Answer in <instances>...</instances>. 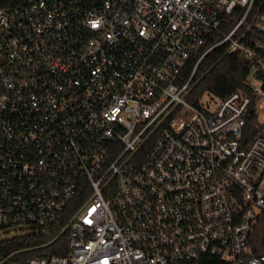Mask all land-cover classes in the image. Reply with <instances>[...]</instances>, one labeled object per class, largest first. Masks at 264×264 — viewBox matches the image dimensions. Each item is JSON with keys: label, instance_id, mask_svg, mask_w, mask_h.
<instances>
[{"label": "built area", "instance_id": "1", "mask_svg": "<svg viewBox=\"0 0 264 264\" xmlns=\"http://www.w3.org/2000/svg\"><path fill=\"white\" fill-rule=\"evenodd\" d=\"M221 44L245 87L193 103ZM261 222L264 0L0 8V239L68 249L7 264H264Z\"/></svg>", "mask_w": 264, "mask_h": 264}, {"label": "trees", "instance_id": "2", "mask_svg": "<svg viewBox=\"0 0 264 264\" xmlns=\"http://www.w3.org/2000/svg\"><path fill=\"white\" fill-rule=\"evenodd\" d=\"M17 0H0V8L12 7ZM221 36L214 34L209 42L199 50L188 62L184 70V76H188L198 58L206 48L219 41ZM250 71V64L237 52H228V44H221L214 47L199 63L193 79V88L190 100L196 103L207 91L218 96L225 97L230 93L244 88L245 80ZM31 235L13 236L0 239V264H7L11 261L21 260L30 255L44 253H66L67 247L59 248L49 245L45 248H31L39 242ZM63 244H66V241ZM252 244L256 254H264V222H261L252 237Z\"/></svg>", "mask_w": 264, "mask_h": 264}, {"label": "rangeland", "instance_id": "3", "mask_svg": "<svg viewBox=\"0 0 264 264\" xmlns=\"http://www.w3.org/2000/svg\"><path fill=\"white\" fill-rule=\"evenodd\" d=\"M12 235H14V233H13V232L9 233V234H8V235H6V236H12Z\"/></svg>", "mask_w": 264, "mask_h": 264}]
</instances>
